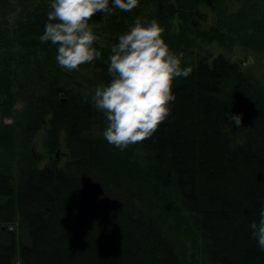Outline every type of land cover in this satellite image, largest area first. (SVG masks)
I'll return each instance as SVG.
<instances>
[{
	"label": "trees",
	"instance_id": "trees-1",
	"mask_svg": "<svg viewBox=\"0 0 264 264\" xmlns=\"http://www.w3.org/2000/svg\"><path fill=\"white\" fill-rule=\"evenodd\" d=\"M235 1L208 30L193 26L198 7L226 14V0H139L130 12L97 13L101 59L69 72L57 46L39 39L50 0H0V148L13 156L0 162V264H194L180 250L193 234L208 264H264L251 230L264 210V86L225 55L185 58L194 29L264 54V0ZM137 17L155 19L192 72L174 79L175 101L152 137L119 149L103 137L106 117L92 95L112 79L111 47ZM174 18L184 37L168 30ZM43 128L50 152L64 134L62 165L40 167L28 151Z\"/></svg>",
	"mask_w": 264,
	"mask_h": 264
},
{
	"label": "clouds",
	"instance_id": "clouds-1",
	"mask_svg": "<svg viewBox=\"0 0 264 264\" xmlns=\"http://www.w3.org/2000/svg\"><path fill=\"white\" fill-rule=\"evenodd\" d=\"M139 0H50V11L41 42L57 46L56 61L67 71H78L82 65L101 59L93 47L101 39L90 21L97 13L112 15V9L132 11ZM21 9L9 14L14 21ZM164 29L155 20L137 17L130 30L121 34L112 45L108 72L112 79L97 86L92 101L104 113L106 127L102 133L107 143L119 149L151 138L169 116V105L175 101L172 91L177 77L187 78L191 67H181L184 52L169 49L162 38ZM237 128L240 114L228 115ZM251 230L260 248L264 249V210Z\"/></svg>",
	"mask_w": 264,
	"mask_h": 264
},
{
	"label": "rangeland",
	"instance_id": "rangeland-1",
	"mask_svg": "<svg viewBox=\"0 0 264 264\" xmlns=\"http://www.w3.org/2000/svg\"><path fill=\"white\" fill-rule=\"evenodd\" d=\"M225 5L227 11L226 14H222V12H215L206 2H203L198 7L196 15L192 20L193 26H195L196 29L208 30L218 23L220 17L223 16L226 18L229 14L235 12L239 6V2L235 0H226ZM167 28L171 33L176 32L177 34H181L183 37L185 36V26L176 18L170 20ZM196 31L197 30L194 29V33L189 35L187 42L191 48L190 52L186 54L185 57L188 62L194 61L206 54H208L210 58H214L222 54L231 61L239 63L243 70L252 74L264 86V54L236 43L221 44L217 41L210 42L202 36H198ZM14 107L16 110H20L22 105L16 104ZM2 122L7 125H12L15 123V119L12 117H6L2 120ZM46 140V130L43 128L34 136L32 143L28 148V151L33 153L34 158L39 163L40 167H43L48 161L53 160H56L57 163L62 165L70 158V150L66 145L64 134L61 137L60 148L54 152H50L48 150L46 147ZM12 158L13 156L10 152L0 148V162H2V160L8 161ZM15 165L14 174L16 177L18 169ZM180 250L183 251L185 255L194 262V264H208V261L202 255L201 242L196 234L189 237H181Z\"/></svg>",
	"mask_w": 264,
	"mask_h": 264
},
{
	"label": "water",
	"instance_id": "water-1",
	"mask_svg": "<svg viewBox=\"0 0 264 264\" xmlns=\"http://www.w3.org/2000/svg\"><path fill=\"white\" fill-rule=\"evenodd\" d=\"M57 156H58V154H57ZM2 227H3V228H5V226H4V225H3Z\"/></svg>",
	"mask_w": 264,
	"mask_h": 264
}]
</instances>
